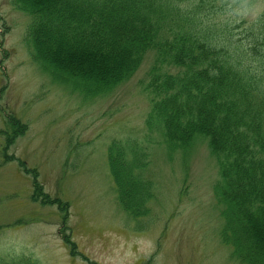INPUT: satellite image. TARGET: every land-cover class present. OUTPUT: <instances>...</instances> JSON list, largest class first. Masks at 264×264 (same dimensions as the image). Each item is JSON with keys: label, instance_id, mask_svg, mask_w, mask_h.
I'll return each mask as SVG.
<instances>
[{"label": "trees", "instance_id": "trees-1", "mask_svg": "<svg viewBox=\"0 0 264 264\" xmlns=\"http://www.w3.org/2000/svg\"><path fill=\"white\" fill-rule=\"evenodd\" d=\"M215 2L11 0V5L29 19L25 43L41 75L85 101L129 82L152 53L143 82L151 103L146 130L162 133L169 149L186 152L199 138L208 143L220 169L214 192L224 208L226 242L242 264H264V15L248 25L245 20L228 25L223 34L221 26L209 31L205 22ZM27 131L20 118L7 119L0 129V167L17 162L32 181L30 201L56 206L69 229V202L46 193L39 171L9 153ZM150 162L138 140L108 147L120 203L134 216L148 212ZM22 224L28 221L0 225V232ZM23 254H0V264H41Z\"/></svg>", "mask_w": 264, "mask_h": 264}, {"label": "rangeland", "instance_id": "rangeland-1", "mask_svg": "<svg viewBox=\"0 0 264 264\" xmlns=\"http://www.w3.org/2000/svg\"><path fill=\"white\" fill-rule=\"evenodd\" d=\"M0 11V129L13 116L28 124L9 153L39 171L46 193L69 202L71 229H64L56 206L30 201L29 174L7 163L0 167V225L28 224L3 228L0 254L26 253L41 264H241L226 242L214 193L218 167L207 142L196 139L184 152L146 130L151 103L143 82L152 53L129 82L85 101L38 71L25 43L29 19L11 0H0ZM262 15L264 0H216L205 23L223 34L228 25ZM128 138L144 143L151 158L144 215L123 208L109 172L108 146ZM2 144L0 137V150Z\"/></svg>", "mask_w": 264, "mask_h": 264}]
</instances>
